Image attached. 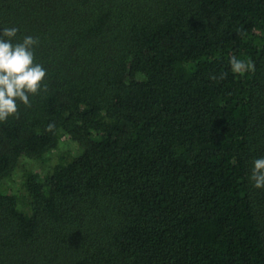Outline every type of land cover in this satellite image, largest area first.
<instances>
[{
    "label": "trees",
    "instance_id": "1",
    "mask_svg": "<svg viewBox=\"0 0 264 264\" xmlns=\"http://www.w3.org/2000/svg\"><path fill=\"white\" fill-rule=\"evenodd\" d=\"M6 27L46 76L0 122V264H264V0H0Z\"/></svg>",
    "mask_w": 264,
    "mask_h": 264
},
{
    "label": "clouds",
    "instance_id": "2",
    "mask_svg": "<svg viewBox=\"0 0 264 264\" xmlns=\"http://www.w3.org/2000/svg\"><path fill=\"white\" fill-rule=\"evenodd\" d=\"M19 29L4 28L0 32V122H6L9 117H18V102L25 107H31L29 95L38 94L46 76V69L34 62V46L38 40L25 36L22 42L12 43ZM231 71L243 75L255 71V63L251 60L238 59L235 56L229 60ZM210 79H217L211 75ZM221 74L219 79H223ZM47 91V86H43ZM54 125H48L51 131ZM250 180L257 189L264 188V158L254 161Z\"/></svg>",
    "mask_w": 264,
    "mask_h": 264
},
{
    "label": "rangeland",
    "instance_id": "3",
    "mask_svg": "<svg viewBox=\"0 0 264 264\" xmlns=\"http://www.w3.org/2000/svg\"><path fill=\"white\" fill-rule=\"evenodd\" d=\"M64 145L67 146V148H69V146L67 144H64ZM76 153L74 152L75 155H76ZM20 184H21L20 177L15 176L13 179H11V182L8 184L7 188H13L12 193H18L17 186H20Z\"/></svg>",
    "mask_w": 264,
    "mask_h": 264
}]
</instances>
